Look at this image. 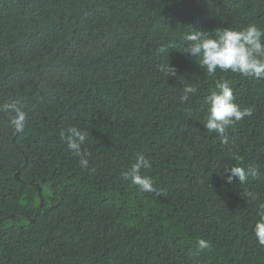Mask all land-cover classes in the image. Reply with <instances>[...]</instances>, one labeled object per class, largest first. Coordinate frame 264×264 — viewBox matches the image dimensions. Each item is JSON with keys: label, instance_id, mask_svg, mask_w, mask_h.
<instances>
[{"label": "trees", "instance_id": "16d2710c", "mask_svg": "<svg viewBox=\"0 0 264 264\" xmlns=\"http://www.w3.org/2000/svg\"><path fill=\"white\" fill-rule=\"evenodd\" d=\"M249 24L264 30V0H0V105L27 114L17 132L0 112V264H264V79L182 52L193 30ZM218 80L251 110L227 144L203 127ZM70 127L89 134L87 168ZM139 155L153 192L122 178ZM230 166L256 174L227 183Z\"/></svg>", "mask_w": 264, "mask_h": 264}, {"label": "clouds", "instance_id": "9594fccd", "mask_svg": "<svg viewBox=\"0 0 264 264\" xmlns=\"http://www.w3.org/2000/svg\"><path fill=\"white\" fill-rule=\"evenodd\" d=\"M184 41L186 47L182 49V52L194 57L199 66L206 69L208 74H214L219 69L222 72L238 73L246 78L264 79V30L255 24H249L243 30L217 29L214 38L205 32L193 30L184 35ZM161 51L165 49L161 48ZM160 70L167 76L176 75L175 69L168 63L162 65ZM215 89L204 99L207 114L203 127L208 133L218 134L221 137V143L227 144L226 129L241 121L245 116L251 115V110H241L240 106L234 103L233 91L228 80L216 81ZM196 92L195 87L185 85L179 101L186 103L189 96ZM0 112L10 115L9 122L17 132L24 130L27 114L15 102L0 105ZM88 135V132H82L76 127H70L66 132L61 133V139L66 142L68 150L79 157L82 168L88 166L86 156L90 153L82 150V145ZM150 167V161L143 155H139L131 168L122 173V178L137 186L141 192H153L155 189L151 177L141 175L142 168ZM255 174L256 169L253 166H249L247 170L243 167L230 166L223 169L221 176L227 183H231L234 178H238L240 183H243L249 175L255 176ZM248 195L255 199L253 194ZM258 217L252 232L258 244L264 246V204L260 205ZM197 246L198 251L211 247L210 243L203 238L197 240Z\"/></svg>", "mask_w": 264, "mask_h": 264}, {"label": "water", "instance_id": "95a60500", "mask_svg": "<svg viewBox=\"0 0 264 264\" xmlns=\"http://www.w3.org/2000/svg\"><path fill=\"white\" fill-rule=\"evenodd\" d=\"M15 177H17V173L15 174ZM38 198H39V204H38V206H37V209H36V211H35L34 216H36V215L40 212V210H41V206H42L41 188H40L39 186H38ZM15 214L22 215V214H20V213H15ZM11 215H12V214H11ZM25 217H27V216H25ZM27 218H28V217H27ZM4 219H5V218L0 219V222H2ZM29 220H33V218H29Z\"/></svg>", "mask_w": 264, "mask_h": 264}]
</instances>
